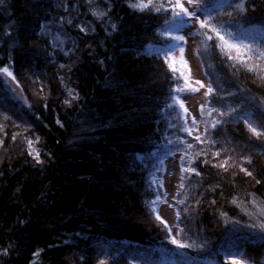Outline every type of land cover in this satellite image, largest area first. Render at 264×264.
<instances>
[{
    "label": "trees",
    "instance_id": "1",
    "mask_svg": "<svg viewBox=\"0 0 264 264\" xmlns=\"http://www.w3.org/2000/svg\"><path fill=\"white\" fill-rule=\"evenodd\" d=\"M135 2L0 0L21 95L0 75V264H264V0H197L200 137L172 56L180 0ZM179 152L174 240L156 172Z\"/></svg>",
    "mask_w": 264,
    "mask_h": 264
},
{
    "label": "rangeland",
    "instance_id": "2",
    "mask_svg": "<svg viewBox=\"0 0 264 264\" xmlns=\"http://www.w3.org/2000/svg\"><path fill=\"white\" fill-rule=\"evenodd\" d=\"M66 1L63 0V2ZM180 4L183 6V9L187 10L189 15H185L181 10L184 16L185 29L178 33V38L180 39L176 42V48L172 56L178 61L179 67H182L186 76L185 83L179 92V99L184 109H187L188 120L195 123L192 136L200 137L204 133L201 112L206 108V99L210 85L200 55L198 54L201 44L199 42L200 40L191 31L203 19L197 7V0H180ZM82 26H87L88 30L91 29L88 24ZM0 75L3 77L5 85L10 90L11 95L20 98L19 88L13 78L5 72H1ZM194 89L196 90L194 91ZM177 142L183 144L184 148H186L183 141L177 140ZM188 163L189 160L186 152L170 154L163 159L162 170L156 172V179L162 184L165 191L164 197L157 199L158 216L168 226L174 240H178L175 210V204L177 202L175 201V195L181 185L182 173L188 170Z\"/></svg>",
    "mask_w": 264,
    "mask_h": 264
},
{
    "label": "snow or ice",
    "instance_id": "3",
    "mask_svg": "<svg viewBox=\"0 0 264 264\" xmlns=\"http://www.w3.org/2000/svg\"><path fill=\"white\" fill-rule=\"evenodd\" d=\"M149 6H150V2L149 3H144L143 0H140V2L130 3V7L134 8V9H139L141 11H143L145 8H148ZM177 6L181 8V10L183 11V13L185 15H189V13L187 12V10L186 9H183V6L182 5H177ZM237 7L240 8L243 11V2H241V4H239V5H237ZM157 10H159V9H157ZM101 15H103V13H101ZM175 15L176 16H180L181 13L180 12H177V13H175ZM205 26H206V22H204V23L201 24V27H205ZM81 31H84V29L82 28ZM217 35H219V33H217ZM178 39H180V38H178ZM208 39H212V37H208ZM220 39L223 40L224 37L223 36H220ZM229 47H235V46L234 45H229ZM245 47H247V46H245ZM248 51H251V49H248ZM260 56H264V52H261L260 53ZM229 58L231 59L232 57H229ZM249 70L251 71L253 69L252 68H249ZM0 71H3V72H5L8 75H11V73L8 72V69L7 68L0 69ZM197 83H199V82H197ZM201 87H203V85H201ZM195 90L196 89H194V91ZM178 91H179V89H178ZM211 91H212V89L209 88L208 89V92L210 93ZM181 107H183V104H181ZM185 111H187V109H185ZM252 130H253V132H255V129H252ZM29 147H32L31 142H29ZM34 158H36L37 161H38V158H39V153L38 152L36 153V155H35ZM249 175H250V173H249ZM157 218L159 219V216ZM261 227L264 228V225H261Z\"/></svg>",
    "mask_w": 264,
    "mask_h": 264
},
{
    "label": "bare ground",
    "instance_id": "4",
    "mask_svg": "<svg viewBox=\"0 0 264 264\" xmlns=\"http://www.w3.org/2000/svg\"><path fill=\"white\" fill-rule=\"evenodd\" d=\"M82 27V26H81ZM181 89V88H180ZM180 92V91H179ZM26 152L27 154H29L30 156L35 154V150L33 149V147H29V145L26 146ZM31 153V154H30ZM178 228V227H177Z\"/></svg>",
    "mask_w": 264,
    "mask_h": 264
}]
</instances>
